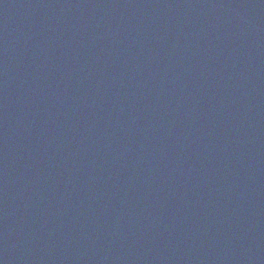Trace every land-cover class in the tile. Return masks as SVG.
I'll return each instance as SVG.
<instances>
[{"label": "water", "instance_id": "95a60500", "mask_svg": "<svg viewBox=\"0 0 264 264\" xmlns=\"http://www.w3.org/2000/svg\"><path fill=\"white\" fill-rule=\"evenodd\" d=\"M0 264H264V0H0Z\"/></svg>", "mask_w": 264, "mask_h": 264}]
</instances>
